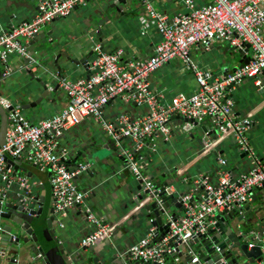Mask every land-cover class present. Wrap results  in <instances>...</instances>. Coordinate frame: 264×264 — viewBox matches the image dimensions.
Masks as SVG:
<instances>
[{
  "label": "crops",
  "instance_id": "crops-1",
  "mask_svg": "<svg viewBox=\"0 0 264 264\" xmlns=\"http://www.w3.org/2000/svg\"><path fill=\"white\" fill-rule=\"evenodd\" d=\"M41 1L0 0V34L10 31L8 30L10 28L30 22L37 13L36 10H38ZM148 1L157 12L169 20L175 15L187 12L185 0ZM194 2L200 6L205 0H194ZM106 4L107 0H89L85 5L73 9L68 16L52 20L39 30L38 33L44 34L45 39L52 42L53 56L59 57V63L68 69L72 68L69 72H65L61 78L56 73L51 74L55 83L49 88L51 93L48 94V97L45 94L42 95L37 83L31 80L25 72L23 62L26 61L28 53L26 56L10 54L3 62H0L2 72L0 102L7 100L19 105L22 116L28 122L37 124L39 121L56 115L66 106V95L59 87L62 80L73 82L87 79L92 74L88 66L76 65L74 67L65 63V55H69L75 60L87 57L88 65L95 58L93 47L99 45L104 53L121 50L123 63L149 58L160 41V34L141 2L126 0L122 7L124 13L122 16L111 12L108 22L104 23L102 27H96L99 20L103 23L102 18L107 17L108 13L104 11ZM96 31L101 33L102 42L96 35L91 34ZM29 40L22 41V43L26 45ZM231 53H233V58ZM189 54L190 63L198 70L209 72L213 78L230 73L238 66V61L243 58L244 60L251 58L249 50L244 55L238 54L237 49L231 48L226 42L220 40L213 41L208 48L192 45ZM185 66L179 60H172L148 76L150 90L158 99L160 108H166L173 96L190 95L196 91L197 84L193 71L187 65ZM37 69L36 64H33L31 72L35 74ZM261 79L263 80L264 77L262 76ZM55 86L58 89L52 92ZM225 96L232 102L233 117L237 119L247 117L251 121L244 134L250 154L241 151L232 137L218 140L216 136L215 140H211L216 135L211 118H205L197 123V126H194V123L190 127H186L180 119L172 118L168 123L170 134L167 141H164L159 134L144 139L143 155L140 160H137L142 173L154 186L168 181L175 173L181 172L180 177L171 185V192L182 195V198L190 196L192 203H197L201 191L191 189V184L196 183L195 179L205 177L211 185H215L219 173L226 169L232 179L237 180L250 171L252 160L264 161V88L257 89L254 83L245 80L228 87L225 90ZM31 101L38 102L35 111L23 110L22 106ZM124 114L131 118L146 116L148 108L136 105L130 107L128 103L115 99L112 105L102 111L103 119L108 122H113ZM203 127L208 135L203 133ZM102 132L105 133L96 121L90 118L84 119L58 139V151L65 152L67 160V156L79 152L81 148L84 150L89 142L99 143ZM197 138L204 141L203 149L205 150L203 152H199L200 149L197 148ZM209 140L211 141L208 144ZM130 143L128 140L124 142L122 145L124 151L131 148ZM221 161H224L225 164L222 165ZM66 165L69 170L77 171L71 165L67 163ZM113 165L116 167L114 175L116 177L123 175V179H119L117 183L107 184L105 178H96L92 183L93 186L86 190L85 194L83 193L86 205L93 210L95 216L108 225H115L113 235L99 245H95L100 258L106 248L119 257L123 249L129 248L130 250L142 240L148 231H157V227H152L149 230L143 228L142 209L150 199L136 203L137 197L143 193L138 179L127 170L123 162L115 160ZM80 166L90 167V164L82 162ZM11 169L26 178L27 186L32 185V190L36 195L43 194L40 190V177L29 178L24 171ZM3 187L4 183L0 180V189ZM76 187L79 191L85 189L83 184L82 186L76 184ZM18 189V186L12 184L6 189V195L16 196ZM263 202L264 191L255 190L251 201L245 204L240 211H237V216L242 220L230 222L227 217L224 218L215 235L224 233L226 236L225 226L232 225L235 230L246 228L247 236L254 238L262 236V241H264V226H262L264 218L260 220L262 214L257 212V207ZM171 214L174 216L171 217ZM183 214L182 209L174 208L167 216L165 215V218L167 221H172L171 219L177 221L182 218ZM247 226L249 227L247 228ZM93 230L94 226L86 220L85 214L74 209L67 214L63 213L51 224L56 244L66 254L67 259L76 254V258H78L83 250L80 246L81 240ZM222 238L225 239V237ZM108 240H110L109 243H107ZM105 242L107 245H104ZM183 246L180 248V257L177 252L166 254L165 258H169L170 264H186V254L197 257L189 247H186V244ZM6 259H8L7 252L0 249V264H6ZM256 263L257 261L254 262V264Z\"/></svg>",
  "mask_w": 264,
  "mask_h": 264
},
{
  "label": "built area",
  "instance_id": "built-area-1",
  "mask_svg": "<svg viewBox=\"0 0 264 264\" xmlns=\"http://www.w3.org/2000/svg\"><path fill=\"white\" fill-rule=\"evenodd\" d=\"M89 0H42L37 13L28 22L13 27L0 34V62L10 54L26 56L27 41L36 35L43 25L56 18L68 16L76 6H83ZM148 17L160 34V41L153 54L145 60L122 62V51L104 53L99 45L93 50L95 58L88 64L92 74L88 79L77 81L62 80L59 87L67 98L66 106L49 119L31 124L22 116L19 105L3 100V107H10L5 142L0 147V202L6 196V189L12 184L27 187L24 176L7 167L4 156L22 159L40 171L49 172L52 206L55 211L81 206L86 220L94 230L80 242L85 251L109 239L115 225H108L95 216L85 203V195L76 187L73 179L79 170H69L66 153L58 151V139L67 130L84 119H93L114 140L128 139L132 149H142L144 139L161 135L167 141L170 134V116L186 119V127L211 118L217 132V139L232 137L238 148L250 154L245 132L251 121L246 117H233L232 102L225 96V90L245 80H253L256 87H263L264 79V0H205L200 6L194 0H185L187 12L178 14L170 20L157 12L148 0H139ZM226 42L233 49L249 46L250 60L241 67L236 66L230 73L213 78L209 72L198 70L190 63L189 49L192 45L208 48L213 41ZM179 60L193 71L197 89L190 95H176L166 108H160L158 99L152 94L147 78L163 64ZM186 67V66H185ZM111 99L148 108L146 116L131 118L121 115L113 122L103 119L101 108ZM134 152H126L128 167L136 179L143 182V190H148L147 199L155 198L163 189L171 191V185L180 177L175 173L168 181L154 186L141 170ZM224 165V161H221ZM85 167H81L82 170ZM201 187L197 203H189L191 197L182 198L184 214L177 221H170L167 234L155 240L153 230L130 249L132 258L163 264L166 254L174 252L172 243L185 244L195 236L204 235L213 229L221 217L237 212L251 201L257 189H264V161L252 160L250 171L237 180L223 169L215 185L207 178L195 180ZM264 246V241H262ZM191 264H197L192 257ZM264 264V256L256 263Z\"/></svg>",
  "mask_w": 264,
  "mask_h": 264
},
{
  "label": "water",
  "instance_id": "water-1",
  "mask_svg": "<svg viewBox=\"0 0 264 264\" xmlns=\"http://www.w3.org/2000/svg\"><path fill=\"white\" fill-rule=\"evenodd\" d=\"M125 1L126 0H107V4L104 7V11L108 13L107 17L102 18L104 20L103 23L99 20L96 23V27H102L104 23H107L109 20L108 16L111 12H116L122 16L124 14L122 12V7L125 5ZM77 8L78 6L74 7V9ZM91 26H93V24H91ZM11 29L12 28L8 30ZM91 34L96 35L99 41L102 42V36L99 31ZM261 35L264 38V27L261 30ZM25 47L28 53L26 61L23 62L25 72L31 80L37 83L42 91V95L45 94V96L48 97V94L51 93L49 88L55 83V79H53L51 74L56 73L58 77L61 78L65 72H69L72 68L68 69L64 65L62 66L59 63V57L53 56L52 42L47 41L44 34L37 33L34 35ZM248 50L249 46L245 45L242 49H238L237 53L244 55ZM230 55L232 57L233 53ZM64 57L65 63L68 65L74 67H76V65L88 66L86 63L87 57L80 60L72 59L69 55H65ZM249 60H244L243 58V60L238 61V66L241 67ZM33 64H36L38 67L35 74L31 72ZM1 78L2 72L0 70V79ZM246 81L252 83L253 80ZM256 88L262 89L264 88V84L263 87ZM57 89L58 87L55 86L52 92L57 91ZM114 100L115 99H111L108 101L107 104L101 108V111H104L107 106L112 105ZM37 103L38 102L31 101L22 106V109L35 111ZM128 104L130 107L135 105L133 102ZM10 110V107H3L0 104V147L5 142L8 113ZM172 118H178L182 123L189 122L177 115L170 116V119ZM194 126H197V123H195ZM203 133L207 134L205 127H203ZM215 133L216 135L213 136L211 140L216 139L217 132L215 131ZM126 140L128 139L122 138L114 140L105 131V133L102 132L99 143L89 142L84 150L81 148L79 152L67 156L66 163L71 165L72 168L79 170V174L74 177L73 181L77 186H82V184L85 186V189L80 191L82 194H85V191L93 186L92 183L96 178H105L107 184L117 183L119 179H123V175L117 177L114 175L116 167H114L113 164L115 160L123 162L127 170L131 173L125 153L134 151L131 143V148L124 151L122 145ZM211 140L208 141V144ZM203 142L201 138L196 139L197 148L200 149L199 152L205 150L203 149ZM142 150L143 149L134 152L136 160L141 159L143 155ZM4 160L7 167H12L15 171H24L25 175L29 178L32 176L40 177V190L43 193L36 195L32 190V185L21 187L19 184H13L19 188L16 192V196L6 195L2 202H0V249L7 252L8 259H6V264H157L153 261L145 262L139 257L132 258L129 248L123 249L119 257L106 248L100 258L97 255L98 251L96 246H94L95 248L91 247L85 251L82 250L78 258H76V254L74 256L71 255L70 258L67 259L66 254H64L60 246L56 244V238L51 231V224L59 219L60 215L63 213L67 214L70 211L72 212L73 209L75 211L79 210V212L85 214L83 208L77 205L73 208L55 211L51 200L49 172L40 171L34 165L23 162L22 159L15 160L5 155ZM82 162L88 165L90 164V167L87 166L81 170L80 164ZM138 181L141 188H143V182L140 179H138ZM155 186L159 187L161 185L158 184ZM191 189L201 191L202 188L196 184H191ZM261 190L264 191V189ZM148 193V190H143V193L137 197L136 203L147 199ZM189 203H192V201L190 200ZM174 208L184 211L182 195L174 194L171 191L166 192L164 189L155 198H151L144 205L142 209L144 218L143 228L149 230L152 227H157V231L154 232L155 240L159 241L167 234L170 221L166 220L165 215L167 216ZM91 211L93 212L92 209ZM257 212L262 214L260 220H263L264 202L257 207ZM237 215L238 213L235 211L228 213L225 217L219 219L213 229H209L204 235L195 236L185 243L187 245L186 247H189L193 254L197 256L198 264H254L255 261L258 262L263 257L264 248H262L263 246L261 245L262 236L256 238L247 236L246 228L242 227L240 230H235L232 225H229L228 227L225 226L226 236H224V233L215 235V232L219 230L220 222H223L224 218L227 217L230 222H240L242 218ZM173 216L174 214H171V217ZM171 220L175 221L173 219ZM262 226H264V223ZM248 227L249 226H247V228ZM222 237H225V239ZM109 241L110 240H108L107 243H109ZM185 244L178 242L172 243L171 247L174 248V252L179 253L180 248L184 247L183 245ZM104 245H107L106 242ZM178 256L180 257L181 253H179ZM182 256L184 258V255ZM185 256H187L186 264H189L188 262H190L192 256L189 254ZM163 264H170L169 258L166 257Z\"/></svg>",
  "mask_w": 264,
  "mask_h": 264
}]
</instances>
